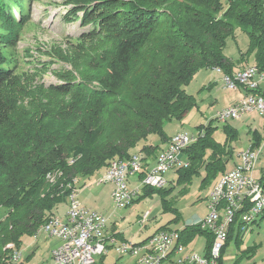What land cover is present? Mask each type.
I'll return each instance as SVG.
<instances>
[{
    "label": "trees",
    "instance_id": "trees-1",
    "mask_svg": "<svg viewBox=\"0 0 264 264\" xmlns=\"http://www.w3.org/2000/svg\"><path fill=\"white\" fill-rule=\"evenodd\" d=\"M64 3L72 6L68 12L81 26L90 28L80 34V41H99L94 57L85 62L91 73L79 78L62 75V81L45 89L55 99H37L27 111L16 99L2 95L19 90L14 71L5 66L2 50L13 41L5 34L11 24L24 23L22 2L0 0V264H22L13 262L11 256L19 252L16 249L23 237L37 233L56 205L67 199L75 179L134 153L145 166L156 159L162 144L169 140L165 124L181 121L196 104L185 86L198 70L220 68L232 74L241 62L249 63L252 55L253 63L249 64L264 71L263 0ZM13 7L20 12L19 20ZM237 28L246 33L248 45L234 62L224 48ZM255 92L264 95L260 87ZM212 122L199 125L204 135L183 149L188 165L175 169L179 182H190L201 168L205 170L203 183L219 178L228 169L237 128L224 125L225 140L220 143L213 137ZM151 134L158 135L159 144L147 142ZM260 143L261 135L255 131L251 146ZM144 172L139 173L140 179ZM53 173L54 184L50 180ZM260 182L264 187V171ZM142 190L139 198L165 191ZM162 205L164 210H172L163 198ZM240 232L231 224L224 247ZM197 234L206 237L208 253L212 234L195 224L180 229V240L185 244ZM9 243L13 249L7 247Z\"/></svg>",
    "mask_w": 264,
    "mask_h": 264
},
{
    "label": "rangeland",
    "instance_id": "rangeland-1",
    "mask_svg": "<svg viewBox=\"0 0 264 264\" xmlns=\"http://www.w3.org/2000/svg\"><path fill=\"white\" fill-rule=\"evenodd\" d=\"M19 1L22 2L21 11L24 23L11 24L13 27L9 28L5 34L13 41L2 50L6 57L5 66L14 71L13 77L19 83V90L12 92L11 95L7 93L2 95L16 99L23 109L28 111L31 109L30 103L37 99L43 102L51 97L55 99V95L51 96V93L45 89L49 85L62 81L60 79L62 75L71 74L78 78L80 74L89 76L91 72L85 66V62L94 57L93 49H98L100 44L96 40L80 41V34L89 31L90 28L81 26L78 18L68 12L72 6L65 4L66 0ZM12 9H14L15 18L19 20L20 12L16 7ZM78 15L81 13L78 12ZM226 40L224 53L237 62L241 52H245L247 49L248 37L246 33L237 28L235 36ZM248 62L253 63L252 55ZM249 63L241 62L236 69L246 67L250 65ZM259 86L264 91V80L260 82ZM185 90L193 95L196 104L181 121L174 120L165 124L164 131L167 135L176 134L177 131L196 133L198 129H201L198 127L199 125L206 126L212 119V125L215 126L213 137L220 143L225 140L224 125L232 124L238 131L237 139L232 142L234 155L226 163V168L229 169L233 159L236 158L235 155L240 150H244L252 144L255 131L261 135L260 145H262L264 153V114L256 111L248 112L240 119H229L227 123H219L214 120V116L219 110L231 105L233 100L239 97L238 90H229L224 87L221 72L215 68L200 69L194 74L190 83L185 86ZM147 142L155 145L159 144L160 140L158 135L151 134L148 136ZM263 153L258 158L254 169V175L258 179L264 171ZM180 158L185 159L183 152L180 153ZM106 169L101 167L89 176L75 179V186L72 188L71 194L69 193L67 199L56 205L53 214L58 218L65 217L69 196L75 192L81 204L89 209L97 210L100 213L103 208H106L112 212L120 210V213H123L124 206L116 208L113 205L114 202L109 192L112 183L103 182L100 179ZM204 175L205 170L201 168L199 174H193L190 182L182 183L178 181V173L174 169L167 171L164 175L167 179L164 193L155 191L147 196L138 197L134 202V210L137 213L150 209L151 215L146 224L141 228L139 226L138 231V226L132 224V217L129 219L132 225L128 223V220L120 221L119 226L126 228L124 230L126 238L138 240L157 227L167 225L169 228L178 229V227L193 224L202 218L207 213L205 196L210 193L215 180L209 178L203 183ZM128 176L125 178L130 187ZM50 180L52 183L55 182V173L50 175ZM162 198L167 201L172 210L170 208L164 210ZM133 232H137L136 235L134 234L135 236ZM54 238L55 236L43 230L32 236L25 235L20 248L16 249L20 253L18 263L50 264L51 260L53 264L51 251ZM184 245L185 252L194 250L193 252L199 255L206 253L207 241L204 235L197 234ZM11 248H14L13 245ZM94 257L101 264H136L132 257L119 256L113 248H110L105 256L96 254ZM168 263L169 260H166L161 264ZM221 264H264V217L249 224L246 230L240 232L238 238L232 237L228 241L223 249Z\"/></svg>",
    "mask_w": 264,
    "mask_h": 264
},
{
    "label": "built area",
    "instance_id": "built-area-1",
    "mask_svg": "<svg viewBox=\"0 0 264 264\" xmlns=\"http://www.w3.org/2000/svg\"><path fill=\"white\" fill-rule=\"evenodd\" d=\"M217 70V68H215ZM264 75L259 74V69L248 66V70L237 69L236 77H228L222 81L224 87L243 90L244 95L234 104L219 110L214 120L219 123L235 119L248 112L264 110V95L255 91L259 89ZM204 135V129H198L196 133L177 131L172 141V149L165 158L159 162V166L144 168L140 156L127 159L118 164L115 171L108 172L103 182L113 184L111 198L116 208L129 205L140 193L141 187L164 188L167 179L164 176L169 170L187 166L188 161L180 158V153L187 146H183V137H190V144ZM263 153L262 145L251 146L237 153L238 162L222 174L221 183H215V189L206 197L207 213L193 224L202 230L212 234L214 245V264H219L221 251L227 239L229 226L234 224L243 232L248 225L264 217V187L260 179L254 176L258 158ZM264 154V153H263ZM144 172L139 185L129 187L126 181L127 175ZM218 203H227L228 213L226 220L217 221L216 225H209V216H215ZM149 211L142 215V221L147 220ZM47 229L50 235L59 239V244L51 251L53 264H91L94 255H100V249L113 248L119 256H129L136 264H161L169 260L173 252L176 257L169 264H204V255L200 259H193V251L185 252V246L180 240V229L158 228L144 241L133 242L130 240H117L112 235H100V228L107 224V217L95 210L89 209L77 199V193L68 203L65 220H61L54 214L49 217ZM151 242H159V250H151ZM9 243L7 247H11ZM17 256H11V260L18 262Z\"/></svg>",
    "mask_w": 264,
    "mask_h": 264
},
{
    "label": "crops",
    "instance_id": "crops-1",
    "mask_svg": "<svg viewBox=\"0 0 264 264\" xmlns=\"http://www.w3.org/2000/svg\"><path fill=\"white\" fill-rule=\"evenodd\" d=\"M244 68V67H243ZM214 69V68H213ZM242 69V68H241ZM237 69H235V71H236ZM218 72H220V71H218ZM221 74H222V72H221ZM208 86V85H207ZM239 94H238V99L242 96V95H244V91L243 90H241V89H239ZM263 93H264V91H263ZM236 99V98H235ZM233 100L234 102L232 103V104H234L238 99H236V100ZM231 104V105H232ZM172 135H174V134H172ZM172 135H167L168 136V138H170ZM168 142V141H167ZM167 142L166 143H164V144H162V146H161V148L163 149L165 146H166V144H167ZM161 149V150H162ZM160 150V151H161ZM159 151V152H160ZM158 155V154H157ZM237 155V154H236ZM185 158V157H184ZM155 160L156 159H153L152 161L150 160L149 161V163L146 165V169L148 168V167H150V166H152L154 163H155ZM234 161L232 162V165L229 167V169L230 168H232L237 162H238V160L239 159H237V156H236V158L235 159H233ZM235 163V164H234ZM229 169H227V170H229ZM255 171V170H254ZM255 176V175H254ZM256 177V176H255ZM128 178H129V184H130V187H135L136 188V186H138L139 185V182H140V178H139V173H135V174H132V175H129L128 176ZM257 178V177H256ZM217 179H218V177L214 180V183L217 181ZM214 183H213V185H214ZM212 185V186H213ZM211 186V187H212ZM112 189H113V184H112V187L110 188V191H112ZM142 187H141V189H140V193H139V195L129 204V205H127L126 207H124V212L123 213H120V210H114L113 212L112 211H110V210H108V209H106V208H103L102 209V211L100 212V213H102V214H105V215H107L106 217H107V228H106V232H107V234L109 235H112V236H114L117 240H130V241H133V242H141V241H144L147 237H149L152 233H154L155 231H156V229H158V228H160V227H157L156 229H154L151 233H149V234H147V235H145V236H143V237H140L138 240H132V239H128V238H126V235H125V232L126 231H124L126 228L125 227H120L119 225H120V221H123V220H128V223L130 224V221H129V219H130V217H132V219H133V225H137L138 226V231H139V226H140V228L142 227V226H144L145 224H146V222H147V220H145L144 222L142 221V215H143V213L145 212V211H149V215H148V217H147V219L150 217V215H151V212H150V209H146V210H144V211H141L140 213H137V211H135L134 210V202H135V200L142 194ZM109 191V192H110ZM208 194V193H207ZM207 194H206V196H205V199H206V197H207ZM110 196H111V192H110ZM97 208H99V207H97ZM97 211V210H96ZM122 211V210H121ZM135 211V212H134ZM99 212V211H98ZM205 216V215H204ZM203 216V217H204ZM62 220H65V217L63 216V217H60ZM132 224H130V225H132ZM183 226H185V225H183ZM183 226H181V227H178V229H181V228H183ZM173 229H177V228H173ZM137 231V232H138ZM136 232V233H137ZM136 233L135 232H133V235L135 234L136 235ZM138 234H140L139 232H138ZM34 235V234H33ZM134 235V236H135ZM206 238V237H205ZM59 244V239L55 236V238H54V241H53V248L55 247V246H57ZM185 246V245H184ZM109 250H110V248H109ZM186 251H191V250H186ZM192 251H194V250H192ZM105 256V255H104ZM176 257V254L175 253H171L170 254V258H169V261L170 260H172V259H174ZM99 260H102L101 258H99ZM97 262H98V260H97ZM50 264H52V261L50 260ZM99 264H101V263H99ZM169 264V263H168Z\"/></svg>",
    "mask_w": 264,
    "mask_h": 264
},
{
    "label": "bare ground",
    "instance_id": "bare-ground-1",
    "mask_svg": "<svg viewBox=\"0 0 264 264\" xmlns=\"http://www.w3.org/2000/svg\"><path fill=\"white\" fill-rule=\"evenodd\" d=\"M248 66H251V65H248ZM248 66L242 68L241 70H248ZM217 71L222 72L220 68H217ZM236 74H237V70L234 71L232 74H228V77H236ZM259 74L260 75H264V71H259ZM225 79H226V73L222 72V81H224ZM228 89L229 90H236V88H228ZM261 114H264V110L262 111ZM175 136H176V134L172 135L169 138L166 146L158 153V155L156 157V160H155V163L152 166L148 167V168H153L155 166H159V162H161L162 159L165 158L166 154H168L171 151V149H172V141H173ZM188 145H190V137H183V146H187L188 147ZM136 156H138V154L134 153L128 159H133V157H136ZM126 161H127V159H116V160L111 161V163L108 165L105 173L102 175V178H100L101 181H103L104 177L108 175V172L115 171V169H116L118 164H122L123 162H126ZM143 167L146 168L144 163H143ZM221 179H222V175L217 179V181L215 183H221ZM213 189H215V184L213 185L211 191ZM211 191H210V193H211ZM73 195L69 196L70 197L69 200H68L69 203L72 201V196ZM227 214H229L228 213L227 203H218V207H217V209L215 211V216H209V225H216V220L217 221L226 220ZM47 220H45V222L40 227H38L39 229L37 230V232H39L40 230H43V231L47 232L48 234H50L49 230H46L47 229V225H48V221ZM106 228H107V224H105V226H103V228H100V235H108L107 232H106ZM108 250L109 249H100V255L101 256L106 255ZM151 250H159V242H151ZM17 255H20V253L19 252H15L12 256H17ZM192 255H193V259H200V257H201V255H199L197 253H194V252H193ZM213 257H214V245H211V248H210L209 252L205 253V255H204V264H214ZM18 261H19V257H18ZM91 264H99V263L97 262L95 257H92L91 258ZM194 264H201V263H194Z\"/></svg>",
    "mask_w": 264,
    "mask_h": 264
}]
</instances>
